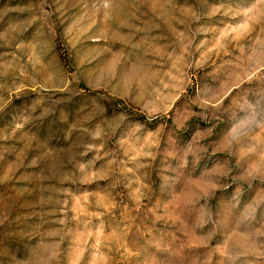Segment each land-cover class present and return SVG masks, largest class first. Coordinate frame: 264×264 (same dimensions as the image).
I'll return each instance as SVG.
<instances>
[{
    "label": "rangeland",
    "instance_id": "rangeland-1",
    "mask_svg": "<svg viewBox=\"0 0 264 264\" xmlns=\"http://www.w3.org/2000/svg\"><path fill=\"white\" fill-rule=\"evenodd\" d=\"M0 264H264V0H0Z\"/></svg>",
    "mask_w": 264,
    "mask_h": 264
}]
</instances>
